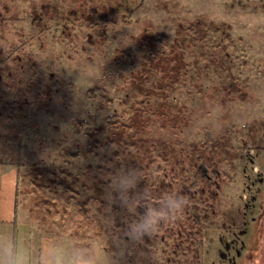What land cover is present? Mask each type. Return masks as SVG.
I'll return each instance as SVG.
<instances>
[{"label": "rangeland", "instance_id": "374dc122", "mask_svg": "<svg viewBox=\"0 0 264 264\" xmlns=\"http://www.w3.org/2000/svg\"><path fill=\"white\" fill-rule=\"evenodd\" d=\"M9 172L0 264H264V0H0Z\"/></svg>", "mask_w": 264, "mask_h": 264}, {"label": "crops", "instance_id": "0c3cea01", "mask_svg": "<svg viewBox=\"0 0 264 264\" xmlns=\"http://www.w3.org/2000/svg\"><path fill=\"white\" fill-rule=\"evenodd\" d=\"M16 189L17 176L15 172H9L2 176L0 175V247L2 246V224H5L7 227L10 228L7 230L6 233H8L10 239L12 238V243L14 245V239L13 236H11V226L17 224V214L15 211ZM3 194L7 197L5 202H3ZM38 262L39 261H37V264Z\"/></svg>", "mask_w": 264, "mask_h": 264}, {"label": "clouds", "instance_id": "9594fccd", "mask_svg": "<svg viewBox=\"0 0 264 264\" xmlns=\"http://www.w3.org/2000/svg\"><path fill=\"white\" fill-rule=\"evenodd\" d=\"M128 181H122V183H127ZM184 200L183 197L171 196L168 200V207L172 209H180L183 207ZM160 219V211L155 208H146L141 216L133 220L129 224V234L133 238H139L144 234L153 231ZM44 264H49V262H44ZM50 264H63V261L57 257L52 260ZM80 264H92L91 260L85 261L81 259Z\"/></svg>", "mask_w": 264, "mask_h": 264}, {"label": "trees", "instance_id": "16d2710c", "mask_svg": "<svg viewBox=\"0 0 264 264\" xmlns=\"http://www.w3.org/2000/svg\"><path fill=\"white\" fill-rule=\"evenodd\" d=\"M17 200H18V186H17V189H16V198H15V211L17 213ZM14 264V263H12Z\"/></svg>", "mask_w": 264, "mask_h": 264}]
</instances>
